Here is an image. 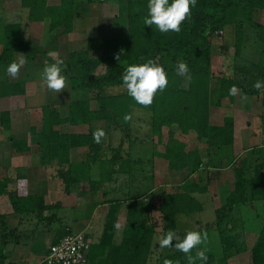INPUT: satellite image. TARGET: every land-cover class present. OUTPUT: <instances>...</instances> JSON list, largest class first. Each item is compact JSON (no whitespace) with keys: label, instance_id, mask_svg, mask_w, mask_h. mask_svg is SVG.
<instances>
[{"label":"trees","instance_id":"1","mask_svg":"<svg viewBox=\"0 0 264 264\" xmlns=\"http://www.w3.org/2000/svg\"><path fill=\"white\" fill-rule=\"evenodd\" d=\"M96 1L85 0L87 4ZM116 1L112 0L113 3ZM147 4L148 0H128L126 35L108 37L100 33L96 37L87 39L84 50L71 51L59 58L64 61L62 74L67 77L69 89L73 92L80 91L81 97H71L66 115H62L53 99L48 97L47 102L42 106L41 130L35 133V137L40 143L39 149L47 152L50 160L57 159V165L60 166L59 176L64 182L66 181L67 190L77 181L74 178V180H65L70 176V171L68 168L64 169V166L70 163L72 150L87 147V165L102 160L104 135L100 138V142L94 139L99 123L104 124L108 130L114 126L116 130L123 132L117 147H112V155L107 159L111 163L122 159L121 150L126 141L136 140L129 134V125L120 124L115 113L107 106L108 98H120L126 95L124 92L115 95L107 94V92L112 88H125L122 75L130 64L152 60L164 66L167 71L169 84L163 92H157L149 107L152 111V136L160 141L162 128H168L167 141L164 144L165 151L161 155L167 160L169 170L180 172L188 169L190 175H196L203 164L196 148L188 149L186 143L177 136V131L182 134L193 131L197 139L206 143L208 154L212 152L211 150L232 149L234 139L232 118L225 117L221 125H216L211 122L209 116L211 94L214 90L211 41L212 38L220 37L226 26L234 25V60L243 48V28L246 24L257 28L260 31L259 40L264 42V26L253 20L255 10H264V0H198L197 5L192 8L190 19L182 23V30L179 33H161L155 25L152 27L144 25V18L148 13ZM21 6L27 11V22L44 21L48 17L52 30L61 26L65 32H71L73 29L75 0H64L54 8L47 5V0H21ZM6 29L8 36L16 32L17 35L13 39L10 37L11 40L0 54V58L5 63H11L15 53H22L27 58V62L34 60L39 53H42L41 48L30 44L22 36L20 25H9ZM46 58L49 64L56 61L51 57ZM180 62L188 65L192 76L191 82L187 81V87L182 86V78L177 73ZM101 66H104V70L98 73L97 70ZM262 69L264 68L258 69L260 78L263 76ZM239 70L245 75L248 67L244 65L239 67ZM244 82L243 76L220 77L216 90V104L224 98L232 100L233 94L230 90L233 87L240 88L247 95L258 94L259 91L255 87L247 88ZM93 100L97 103L95 109L91 106ZM263 116L264 114L261 118ZM10 124V112L0 111V126L7 131ZM62 125H88L89 128L86 133H71L62 132L61 129L56 128ZM103 133L107 134L104 131ZM10 139L14 140L13 147L17 152L29 151L24 140L14 137ZM125 155L126 160L129 161L130 157ZM254 167V174L250 178L243 176V168L236 169L237 179L234 188L221 189L223 194L221 206L215 209L214 223L200 229L199 232L206 234L207 238L198 248H194L190 254L186 255L178 251L175 246L169 247L165 255H159L157 263L152 262L156 234L162 232L164 236L169 231L178 234L177 216L202 211L203 204L195 197V194H204L208 188L205 185L202 186L200 177H196L197 181H188L187 184L180 186L177 192L168 193L164 189L148 192L147 202L133 204L135 210L127 214L124 239L115 248L122 258L118 257L109 264H191L189 255L195 259V264H203L196 258L198 250L206 251L207 264H227L229 257L245 248L242 242V248L236 245L238 233L234 230L237 226L231 222L236 208H239V223L241 221L243 225L245 222L244 229H247L244 232H255L257 235L251 248L252 264H264V162L257 161ZM106 173V176H101L99 180H89L90 188L97 190L102 183L106 182L107 178L104 177L110 175ZM9 198L15 211L41 214L51 208L45 204L43 197L38 195H22L16 191L11 192ZM0 222L2 231H5L3 217H0ZM115 223L116 218L106 219L101 243L107 239L112 240ZM212 230L217 231L219 238L217 239L221 248L219 257L217 251L219 248L214 245L211 236V233H214ZM68 233L70 232L64 235Z\"/></svg>","mask_w":264,"mask_h":264},{"label":"crops","instance_id":"2","mask_svg":"<svg viewBox=\"0 0 264 264\" xmlns=\"http://www.w3.org/2000/svg\"><path fill=\"white\" fill-rule=\"evenodd\" d=\"M62 1L64 0H47V5L54 8ZM0 2L2 4L0 7V54L11 40L10 37L12 39L16 37V31L8 36L6 29L9 25L15 24L20 25L22 36L30 44L42 50V53H39L34 60L28 61L21 67L17 77L7 73L6 67L10 63H5L0 58V67L3 69L0 76V111H9L11 115L9 129L6 131L0 126V217L4 218L6 226L5 231H2L0 222V264H43L42 259L48 253L50 245L67 232H82L90 241L86 264H103L101 260L104 258H109L108 263L105 264L113 263L118 257L122 258L115 248L124 239L127 214L135 210L133 202L146 197L148 192L155 191L154 187L160 179L159 172L164 167L168 169V162L161 155L163 152L153 156L152 170L156 183L150 191L145 192L140 189L142 179L138 180L137 184L133 183L131 174L133 169L128 167V163L133 164L132 160L128 161L126 157H123L111 163L107 159L112 155V148L106 151L103 145L102 160L87 166L88 148L80 147L71 151L70 163L64 166V169L68 168L70 171V176L65 180L73 178L77 180L72 181L74 183L67 190L66 181L64 182L59 176L60 166L57 165V159L50 160L47 152L39 149L40 143L35 137V133L41 130L42 106L46 103L44 97L46 98L48 90L46 82L42 79V73L33 72L49 64L46 57L57 60L71 51L84 50L87 39L98 36L87 34L88 31L86 32L87 29L84 26L87 17L77 10L79 2H84V4L81 3L82 7L84 5L85 8L94 10V12L88 11V14L97 19H109V16H106L105 9L101 7L97 10L95 7L91 6V8L90 5H94L95 2L87 4L85 0H75L74 28L71 32H65L62 26L50 29L48 17L44 21H25L27 11L22 8L21 0H0ZM98 29L100 33L106 35L105 33L110 29L109 23L101 24V27L98 25ZM22 58H25L22 53H15L13 61H19ZM65 90L71 93L69 87ZM55 94L51 99H55L54 102L60 113L66 115L68 107L63 112L58 103L61 97ZM71 96L74 97L72 93ZM37 99L42 100L40 101L42 103L39 126L31 122ZM56 128L61 129L62 132L86 133L89 127L88 125H62ZM254 135L256 139H260L259 145L263 146L262 136L258 137L255 133ZM10 137L24 140L29 151L17 152L13 147L14 140ZM257 161L259 163L262 160ZM106 172L110 174L104 177L107 181L97 190L91 189L89 180H99L101 176H106ZM16 191L22 195L42 196L45 204L51 206L50 210L41 214L15 211L9 194ZM108 217L116 218L112 240L107 239L101 243Z\"/></svg>","mask_w":264,"mask_h":264},{"label":"rangeland","instance_id":"3","mask_svg":"<svg viewBox=\"0 0 264 264\" xmlns=\"http://www.w3.org/2000/svg\"><path fill=\"white\" fill-rule=\"evenodd\" d=\"M118 1V2H117ZM112 3V0H97L94 5L90 7H95L97 10L99 7L105 9L106 16L109 19H97L95 16L88 14L91 9L85 8L82 4L84 2H79L77 5V10L85 14L87 21L84 26L87 29V34L90 33L99 35L98 25L109 23L110 29L105 33L108 37H118L124 36L127 33V3L128 0H117ZM113 4V5H112ZM112 5V6H111ZM2 6L0 2V7ZM91 7V8H92ZM111 7V8H110ZM110 8V9H109ZM94 12V10H92ZM91 11V12H92ZM253 20L260 25L264 26V10H255L253 14ZM26 21V19H25ZM38 22V21H35ZM24 23V22H23ZM73 24H75L73 22ZM81 26V25H79ZM74 28V27H73ZM244 45L239 56L234 60L235 53V27L234 25L226 26L222 35L217 38H212L211 41V71H212V83L214 90L211 94V106H210V120L214 124L221 125L225 117H231L233 126V146L232 149H218L217 151L211 150L213 152H207V145L205 142H201L197 139L195 133L192 131L189 134H182L177 131V136L179 139L186 143L188 149H194L202 158V165L196 173V175H190L188 169L183 171H171L164 167L160 174V179L156 183L154 176L152 158L154 155H159V152H164V144L167 141L168 128H162V137L160 141L155 136H152L151 130V115L152 111L149 106H143L138 104L132 97L127 94L125 88L117 89L112 88L107 92V94H119L126 93L124 97L120 98H108L107 106L111 109L117 116L120 124H128L129 134L136 139L135 141H126L123 149L121 150L122 158L127 154L132 160V163H128V167L133 169L131 172L133 183L137 184L140 179L142 183L140 189L145 192L150 191L153 187L154 192H158L161 189L166 190L168 193L179 191V187L188 183V181H194L196 177L202 179V186L205 185L208 191L204 194H195V197L203 204V210L200 212H194L189 215H178V236L179 240H182L184 235L188 231H200L207 224H213L216 218L215 209L221 206L222 202V188L233 189L236 178L235 170L244 169L243 176L250 178L254 174V165L258 159L264 162V89L259 90L258 94L247 95L240 88H236V93L233 95L232 100L228 98L221 99L219 104H216V90L218 87V79L222 76H235L242 77L245 79L244 85L248 87H254V83L257 80H264V69L263 76L260 78L258 75V69L264 68V42L259 40L260 31L253 25L246 24L243 28ZM236 62V63H235ZM235 63V64H234ZM247 66L248 70L243 74L239 70V67ZM6 67V65H5ZM7 68V67H6ZM2 67H0V76L2 75ZM44 67L38 68L36 71L43 73ZM104 70V66L98 68L97 72L100 73ZM32 71V70H31ZM182 78V86L187 87V80L185 77ZM257 78V80H256ZM256 80V81H255ZM68 85L66 89L68 90ZM47 88V87H46ZM46 98L44 101L47 102L48 97L52 98L55 94L47 88ZM69 91V90H68ZM65 89L61 90L55 96L59 95L61 101L60 109L64 112L67 109L68 103L71 100V93L74 96L81 97L80 91L68 92ZM54 97V96H53ZM246 97V99H243ZM26 102V100H24ZM42 100L37 99V105L34 108V116L31 122L37 126L41 124V110L40 102ZM55 101V99H53ZM14 103V102H13ZM92 108H97V103L95 100L91 101ZM260 117V119H259ZM118 125V124H117ZM98 131H104L103 145L106 151L110 148L117 147L120 139L122 138L123 132L116 130L111 127L110 130L102 123H99ZM126 131V132H128ZM256 134L262 136V145L260 144V139L255 138ZM125 134V132H124ZM257 147V148H256ZM211 154V156H210ZM165 160V159H164ZM247 162V163H245ZM88 163V162H87ZM90 165V164H88ZM87 165V166H88ZM264 173V169H263ZM209 179V180H208ZM139 180V181H138ZM155 180V181H154ZM144 197V196H143ZM146 198V200H144ZM141 200L133 202L134 205H138V202H147V196ZM253 205H251L252 207ZM240 213L239 208L235 209L233 216L231 217V222L234 226H237L234 230L238 233V242L236 245L242 248V243L245 248L243 251L233 254L226 261L227 264H252L251 258V248L257 238V235L252 232H244L245 222L239 223ZM249 223V222H248ZM239 224V225H238ZM213 226V225H211ZM211 233L214 245L219 248L218 257L221 255L219 241L217 239V231ZM163 237V233H157L154 242V254L152 255V262L157 263V258L159 255H165L169 249L160 248L158 246V240ZM178 240V241H179ZM242 242V243H241ZM215 249V247H214ZM109 259V258H108ZM107 258L101 260L103 264L108 263ZM156 260V261H155ZM98 261H100L98 259Z\"/></svg>","mask_w":264,"mask_h":264},{"label":"clouds","instance_id":"4","mask_svg":"<svg viewBox=\"0 0 264 264\" xmlns=\"http://www.w3.org/2000/svg\"><path fill=\"white\" fill-rule=\"evenodd\" d=\"M198 3V0H148V13L144 18V25L156 26L161 33L176 32L179 33L182 23L190 19L192 8ZM27 64V58L19 61H13L7 66V73L12 77H17L21 67ZM62 59H57L54 63L45 66L42 79L46 82V87L56 94L66 89L67 77L63 75ZM177 73L191 82L192 76L186 63L180 62L177 66ZM122 83L127 93L138 104L150 106L153 103L157 92H163L168 84V74L165 67L149 60L144 63L130 64L122 75ZM258 91L264 89V80H257L253 85ZM231 94L236 93L233 87ZM246 99V97H243ZM104 135L103 131L94 134V139L100 142ZM206 234L199 231H188L182 240L178 241L177 233L169 231L158 240L160 248H169L175 246L178 251L188 255L194 248H198L206 239ZM178 241V242H177ZM196 258L207 264L208 255L205 250H198ZM191 264H195V259L189 255Z\"/></svg>","mask_w":264,"mask_h":264},{"label":"built area","instance_id":"5","mask_svg":"<svg viewBox=\"0 0 264 264\" xmlns=\"http://www.w3.org/2000/svg\"><path fill=\"white\" fill-rule=\"evenodd\" d=\"M90 241L82 232H71L49 247L42 259L43 264H86L90 250Z\"/></svg>","mask_w":264,"mask_h":264},{"label":"water","instance_id":"6","mask_svg":"<svg viewBox=\"0 0 264 264\" xmlns=\"http://www.w3.org/2000/svg\"><path fill=\"white\" fill-rule=\"evenodd\" d=\"M178 236V235H177ZM178 240H179V236H178Z\"/></svg>","mask_w":264,"mask_h":264}]
</instances>
